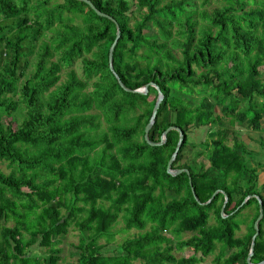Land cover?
<instances>
[{
    "label": "trees",
    "instance_id": "1",
    "mask_svg": "<svg viewBox=\"0 0 264 264\" xmlns=\"http://www.w3.org/2000/svg\"><path fill=\"white\" fill-rule=\"evenodd\" d=\"M91 2L110 18L76 0H0V264H58L72 228L77 264H200L218 249L216 263L248 264L264 183L228 119L260 133L264 152V0ZM117 26L115 72L131 90L160 88L149 138L180 128L173 168L190 174L167 172L179 132L145 140L158 89L120 86ZM199 129L208 138L191 142ZM247 208L253 225L238 237L232 220ZM120 219L138 233L105 252Z\"/></svg>",
    "mask_w": 264,
    "mask_h": 264
},
{
    "label": "rangeland",
    "instance_id": "2",
    "mask_svg": "<svg viewBox=\"0 0 264 264\" xmlns=\"http://www.w3.org/2000/svg\"><path fill=\"white\" fill-rule=\"evenodd\" d=\"M56 1L59 3L64 2V0H56ZM215 4H216V2L213 1L212 7ZM74 68L77 70V72L80 75H82L83 71H82V68L80 67V63H77L74 66ZM62 78H63V80L66 78L65 72L62 73ZM228 121H229V126L231 127V131H235L237 134H239L240 135L238 138L239 141H244L248 146L247 147L248 153L246 154V159H247L249 165L253 168L254 167L257 168L259 171L262 170L264 168V166H260V165L264 164V152L262 151L261 148L259 149V146H258V143L260 141V133L249 131L248 129L242 127L241 125H239L237 122H235L232 119H228ZM189 137H190V141L193 143H199V142L204 141L208 138V136L206 135V130H204V129H201V130L199 129V130L193 131ZM229 144L232 145L233 142L231 141ZM199 161L204 162L206 165H209V162L207 161L205 156H202L199 159ZM0 169L6 173H8L10 171L8 165L2 161H0ZM262 181H263V177H262ZM249 209L250 208H247L245 211L242 212V214L238 215L237 217H235L232 220L233 223H239L241 225L240 230L237 232L238 237L244 236L248 231L247 227H251L253 225V219L249 218V215H250ZM40 212H41V210L38 211V213H40ZM124 228H125V223L123 222L122 219H120V221L116 227V231H118L117 235H116V243H113V244H110L109 246H106L105 252L108 251V252L112 253L113 250H115L118 247V245H120L121 243H123L127 239L133 238L138 233L136 230H132L130 232H124V230H123ZM263 233H264V227H263ZM191 236H192V233H184L183 234L184 239H189ZM78 243H79V232L75 228H72L70 230L68 236L63 240L62 244L59 246L61 249H63V254H62V258L58 262V264H77L78 260H77V257H74L72 255L71 245L72 244L77 245ZM102 243H105V242L103 241ZM219 246H220V248L222 247V245H219ZM33 253L34 254L38 253L39 255H41V257H44L45 255H47V249L46 248H37L36 250H34ZM228 254H229V252H227V255ZM175 255L177 258L182 260L183 257L192 256L193 251L190 249H186L184 251V253L183 252H175ZM219 255H221L220 249H218L214 254L207 257L200 264H218V263H216L215 259L216 258L218 259ZM223 262H224V260H223ZM42 264H46L45 261L42 260ZM135 264H141V263L139 261V262H136Z\"/></svg>",
    "mask_w": 264,
    "mask_h": 264
},
{
    "label": "water",
    "instance_id": "3",
    "mask_svg": "<svg viewBox=\"0 0 264 264\" xmlns=\"http://www.w3.org/2000/svg\"><path fill=\"white\" fill-rule=\"evenodd\" d=\"M76 1L84 2V3L88 4V5H90V6L92 7V9L95 10V11L97 12L98 15L103 16V17H108V18H110L108 15H106V14L102 13L101 11H99L98 9H96V7L93 5V3L91 2V0H76ZM117 28H118L117 38H116L114 44L112 45V47H111V49H110L109 61H110V68H111V70L114 72V74H115V76H116V78H117V80H118L120 86H121L125 91H127V92L139 93V94H147V93H148L149 86H154V87H156V88L158 89V94H159V96H158V99H157L156 105H155V107H154L153 114H152V117H151V119H150V122L148 123V125H147L146 128H145V140L148 142L149 145H151V146H153V147H156V146H157V147H160V146H162V145H164V144L166 143V141H167V136H168V134H169L171 131L175 130V131L179 132V134H180L179 143H178V146H177V148H176L175 153L173 154L172 158L170 159V161H169V163H168L167 172H168V174H170V175H172V176H178V175H180V174H182V173H184V172L190 174L188 170H184V169H174V168H173V164H174V162L176 161V159H177V157H178L179 151H180V149H181V147H182V144H183V142H184V138H185V135H184L183 131H182L180 128H178V127H170V128H168V129L164 132V134H163V136H162V139H161V141H160L159 143H154V142H152V141L150 140V138H149L150 131H151V129L153 128V126H154V124H155V122H156L157 115H158V111H159L160 106H161V104H162V102H163V100H164V95H163V93L161 92L160 88H159L156 84H154V83H150V84L144 86V87L141 88V89L131 90V89L127 88V87L124 85V83L121 81L120 77H119V76L117 75V73L115 72V69H114V67H113V56H114V51H115L116 45H117V43H118V41H119V39H120V29H119V26H117ZM190 183H191V180H190ZM220 192H222V191H217V192L212 196V198H211L206 204L210 203V202L216 197V195H217L218 193H220ZM193 193H194V196H195L196 200L198 201V203H199V204H202V203L198 200V198L196 197V194H195V191H194V190H193ZM223 193H224V192H223ZM250 198H251V197L246 198V200L243 202V204H242L241 206H243V205H244V204H245ZM257 199H258V202H259V205H260V214H259V217L257 218V220H256V222H255V226H254V228H255V234H254V236H253V238H252V243H251L250 253H249L248 258H247V262H248L249 264H252V263H251V260H252V257H253V255H254V252H255L256 240H257V237H258L259 234H260V222H261V220H262L263 217H264V205H263V202H262V200H261L260 198L257 197ZM227 200H228V198L226 197V202H225V204H224V206H223V208H222V211H221V212H222V215H223L224 218H226V217L228 216V215H225V207H226ZM238 209H239V208H238ZM259 264H264V261L261 262V263H259Z\"/></svg>",
    "mask_w": 264,
    "mask_h": 264
},
{
    "label": "crops",
    "instance_id": "4",
    "mask_svg": "<svg viewBox=\"0 0 264 264\" xmlns=\"http://www.w3.org/2000/svg\"><path fill=\"white\" fill-rule=\"evenodd\" d=\"M259 175L261 177V182L264 183V168L262 170L259 171ZM262 177H263V181H262ZM249 212H250V215L251 217L249 218H253V215H254V209H249Z\"/></svg>",
    "mask_w": 264,
    "mask_h": 264
}]
</instances>
